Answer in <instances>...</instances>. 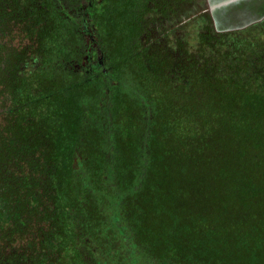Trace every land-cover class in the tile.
I'll list each match as a JSON object with an SVG mask.
<instances>
[{"label": "trees", "instance_id": "obj_1", "mask_svg": "<svg viewBox=\"0 0 264 264\" xmlns=\"http://www.w3.org/2000/svg\"><path fill=\"white\" fill-rule=\"evenodd\" d=\"M169 1L0 0V264H264L263 77L162 72Z\"/></svg>", "mask_w": 264, "mask_h": 264}, {"label": "rangeland", "instance_id": "obj_2", "mask_svg": "<svg viewBox=\"0 0 264 264\" xmlns=\"http://www.w3.org/2000/svg\"><path fill=\"white\" fill-rule=\"evenodd\" d=\"M168 3L147 12L140 40L149 57L165 62L162 72L175 75V53L187 51L198 62L215 61L221 73L226 63L250 69L264 85V0H182L176 11Z\"/></svg>", "mask_w": 264, "mask_h": 264}]
</instances>
